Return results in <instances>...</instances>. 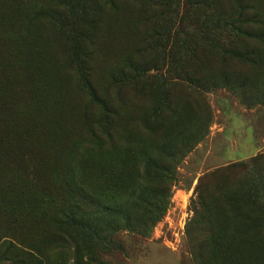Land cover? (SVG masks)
Listing matches in <instances>:
<instances>
[{"label":"rangeland","instance_id":"374dc122","mask_svg":"<svg viewBox=\"0 0 264 264\" xmlns=\"http://www.w3.org/2000/svg\"><path fill=\"white\" fill-rule=\"evenodd\" d=\"M107 1L70 0L76 14L52 27L33 13L55 0H0V233L40 252L30 264H73V245L63 249L53 234L72 174L116 199L155 153L143 123L114 127L118 148L93 144V135L103 138L112 127L106 112H175L178 140L209 116L206 138L175 163L169 209L151 236L125 233L124 251L101 259L264 264V40L254 38L264 0H250L255 11L236 0H175V9L162 7L173 0H151L153 22L139 15L145 0H116L115 9L85 17L86 8ZM196 19L212 24L196 26ZM237 30L251 36L242 43L245 60L202 58ZM37 37L52 45L37 46ZM143 57L155 60L148 73L138 82L120 78L128 60ZM225 74L228 87L219 83Z\"/></svg>","mask_w":264,"mask_h":264},{"label":"trees","instance_id":"16d2710c","mask_svg":"<svg viewBox=\"0 0 264 264\" xmlns=\"http://www.w3.org/2000/svg\"><path fill=\"white\" fill-rule=\"evenodd\" d=\"M70 0H55L52 5L40 8L33 13L35 19L47 20L51 26L56 25L62 17L71 14L73 17V7H69ZM146 6L139 10L141 17H146L147 21L153 22L155 12L150 10L148 4L151 0L144 1ZM241 9L254 10L253 3L250 0H236ZM107 6L116 8V0H108L107 4L96 5L94 8L84 10L85 17L91 15H100ZM177 8L179 3L175 0L165 2L163 8ZM255 11V10H254ZM254 15V23L260 27L259 35L264 40V24L260 21L259 12ZM196 26L212 22L201 23L197 19L194 21ZM218 22H214L217 24ZM98 22H92L90 27L96 29ZM229 26V22H225ZM154 24L152 23V26ZM53 27V26H52ZM160 31L163 27L157 25ZM168 33V32H167ZM93 35V34H92ZM29 36V35H27ZM35 36V35H34ZM251 36L244 30H237L236 35L230 38L229 44L219 47L216 52L212 51L208 56V62L211 64H224L233 58L245 60L248 53L244 54L242 43ZM40 39L34 38L33 43L42 48L51 46V43L40 42ZM93 40V37H92ZM46 41V40H45ZM91 41V40H90ZM232 43V45L230 44ZM47 43V44H45ZM236 46V48H235ZM142 56V55H141ZM155 62L154 59L147 60H128L120 69V78L139 80L142 75L150 71L149 67ZM123 68H127L128 74L121 73ZM130 72L133 76L130 77ZM125 74V75H124ZM137 80V82H138ZM230 79L225 74L221 77L220 84L228 87ZM241 86H244L242 83ZM109 114L106 125L108 132L104 133L103 138L98 134L93 135L92 143L102 148L104 144H110L118 148L119 139L113 128L122 123H143L148 126L153 134L151 136L152 148L155 153L149 154L143 160L141 173L137 174L135 181L125 183L120 190L121 195L118 198L112 196H101L95 194L89 187H86L78 181L75 173L69 179L67 188L69 199L60 204L57 218L53 223V234L58 238L61 247H66L70 242L73 250V264H108L102 260V256L109 257L113 251H124V234H142L143 237L149 238L151 229L156 227L164 218L169 209L168 200L171 199V193L176 178V162L181 157L186 158L207 136V126L210 118L206 117L200 123H196L194 132H185V135L175 137V126L178 124V118L175 112H152L150 115L140 116L138 112H106ZM132 138V135H131ZM180 158V159H181ZM226 171H220L224 174ZM220 177L224 178L222 175ZM222 183L223 181H218ZM52 242L54 248L57 245ZM98 244L96 248L94 245ZM65 247L63 249H65ZM104 248L103 252L100 248ZM40 252L35 248L24 247L17 242L14 236L2 235L0 233V262L8 264H30Z\"/></svg>","mask_w":264,"mask_h":264}]
</instances>
